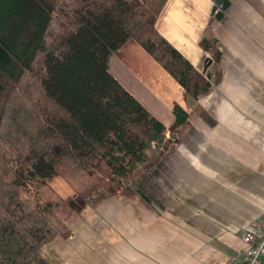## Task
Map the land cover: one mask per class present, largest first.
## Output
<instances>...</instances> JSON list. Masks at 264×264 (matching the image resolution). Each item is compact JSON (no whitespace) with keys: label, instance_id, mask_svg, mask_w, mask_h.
Instances as JSON below:
<instances>
[{"label":"trees","instance_id":"1","mask_svg":"<svg viewBox=\"0 0 264 264\" xmlns=\"http://www.w3.org/2000/svg\"><path fill=\"white\" fill-rule=\"evenodd\" d=\"M166 1L0 0V264H47L42 246L72 235L55 177L90 205L126 185L154 200L142 177L174 147L170 137L183 139L188 113L175 103L166 128L112 76L110 57L135 41L194 100L220 79L211 31L202 70L157 31Z\"/></svg>","mask_w":264,"mask_h":264},{"label":"crops","instance_id":"2","mask_svg":"<svg viewBox=\"0 0 264 264\" xmlns=\"http://www.w3.org/2000/svg\"><path fill=\"white\" fill-rule=\"evenodd\" d=\"M155 27L198 70L211 57L200 46L211 31L218 84L192 99L133 40L110 57L112 76L166 128L175 103L188 113L183 148L142 177L153 201L126 185L90 205L55 177L57 215L72 235L42 246L47 264H233L264 216V0H167Z\"/></svg>","mask_w":264,"mask_h":264},{"label":"built area","instance_id":"3","mask_svg":"<svg viewBox=\"0 0 264 264\" xmlns=\"http://www.w3.org/2000/svg\"><path fill=\"white\" fill-rule=\"evenodd\" d=\"M213 79H210L212 81ZM165 136H168L166 132ZM264 176V167L261 169ZM264 211V203L262 205ZM243 241L247 244L245 251L233 262V264H264V216L243 235Z\"/></svg>","mask_w":264,"mask_h":264},{"label":"rangeland","instance_id":"4","mask_svg":"<svg viewBox=\"0 0 264 264\" xmlns=\"http://www.w3.org/2000/svg\"><path fill=\"white\" fill-rule=\"evenodd\" d=\"M169 137H170V135H169V133H168V136H166V138H169ZM170 142H171V143H175V144H174V147H175V146H179L178 148H183V145H182L181 140L176 141L173 137H170Z\"/></svg>","mask_w":264,"mask_h":264}]
</instances>
